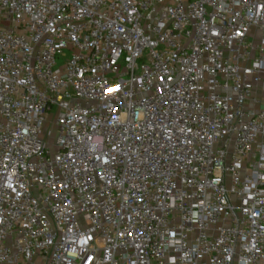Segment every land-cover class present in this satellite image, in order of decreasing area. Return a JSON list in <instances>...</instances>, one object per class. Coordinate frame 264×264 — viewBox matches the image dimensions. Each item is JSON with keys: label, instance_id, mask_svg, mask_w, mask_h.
I'll return each instance as SVG.
<instances>
[{"label": "built area", "instance_id": "built-area-1", "mask_svg": "<svg viewBox=\"0 0 264 264\" xmlns=\"http://www.w3.org/2000/svg\"><path fill=\"white\" fill-rule=\"evenodd\" d=\"M0 264H264V0H0Z\"/></svg>", "mask_w": 264, "mask_h": 264}, {"label": "rangeland", "instance_id": "rangeland-1", "mask_svg": "<svg viewBox=\"0 0 264 264\" xmlns=\"http://www.w3.org/2000/svg\"><path fill=\"white\" fill-rule=\"evenodd\" d=\"M0 26H7V24L6 23H3V24H0Z\"/></svg>", "mask_w": 264, "mask_h": 264}]
</instances>
